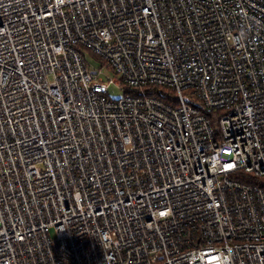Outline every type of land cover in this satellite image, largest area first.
<instances>
[{"label":"built area","instance_id":"obj_1","mask_svg":"<svg viewBox=\"0 0 264 264\" xmlns=\"http://www.w3.org/2000/svg\"><path fill=\"white\" fill-rule=\"evenodd\" d=\"M0 264H264V0H0Z\"/></svg>","mask_w":264,"mask_h":264},{"label":"rangeland","instance_id":"obj_2","mask_svg":"<svg viewBox=\"0 0 264 264\" xmlns=\"http://www.w3.org/2000/svg\"><path fill=\"white\" fill-rule=\"evenodd\" d=\"M87 59L89 64L91 65V67H101V62L99 61V59H97V57L93 54V53H88L87 55ZM104 78L105 81L107 82V84L112 80V79H116V78H120L119 75H116L111 69L108 68H104ZM125 91L122 88H119L117 85L115 84H111L109 87V98L110 99H120L122 97L125 96ZM187 94V93H185Z\"/></svg>","mask_w":264,"mask_h":264},{"label":"trees","instance_id":"obj_3","mask_svg":"<svg viewBox=\"0 0 264 264\" xmlns=\"http://www.w3.org/2000/svg\"><path fill=\"white\" fill-rule=\"evenodd\" d=\"M158 91H161V93L163 92L166 95V97H163L165 101H168V102L173 101V96L175 94L174 90L169 89V88H161Z\"/></svg>","mask_w":264,"mask_h":264}]
</instances>
